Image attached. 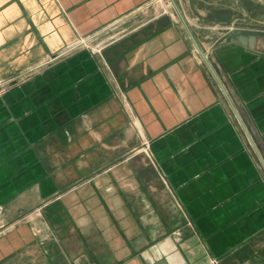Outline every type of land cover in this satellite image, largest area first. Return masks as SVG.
Instances as JSON below:
<instances>
[{
  "label": "crops",
  "instance_id": "0c3cea01",
  "mask_svg": "<svg viewBox=\"0 0 264 264\" xmlns=\"http://www.w3.org/2000/svg\"><path fill=\"white\" fill-rule=\"evenodd\" d=\"M149 1L0 0V82L88 39L0 94V264H183L166 194L185 264H264V35L179 0L239 118Z\"/></svg>",
  "mask_w": 264,
  "mask_h": 264
},
{
  "label": "rangeland",
  "instance_id": "374dc122",
  "mask_svg": "<svg viewBox=\"0 0 264 264\" xmlns=\"http://www.w3.org/2000/svg\"><path fill=\"white\" fill-rule=\"evenodd\" d=\"M185 2L189 7L199 9L203 14L209 12L215 22H230L232 24L230 27L231 31L237 32L244 30L243 32L251 31V33H254L252 31L254 30L258 34L264 35V0H185ZM249 11L252 12L251 15L248 13ZM61 59L53 61L44 67L32 70L20 80H11L14 76L19 75L20 72L12 75L5 81L0 82V94H3L8 89L29 80L34 71L51 66L52 64L61 61ZM163 212L165 213L166 219L165 240H168V242L170 241L172 246L176 245L178 249H181V253L183 254L182 263L185 264V261L190 257H192V259L197 258L200 261L202 256L200 253L193 251V253L190 254V244H188L189 241L186 237V230L188 228L183 224V221H179V210L174 202L169 199L168 194L165 195ZM152 224H154L156 228H160L161 231L164 230L162 223L155 222L151 223V225Z\"/></svg>",
  "mask_w": 264,
  "mask_h": 264
},
{
  "label": "built area",
  "instance_id": "2783aa9c",
  "mask_svg": "<svg viewBox=\"0 0 264 264\" xmlns=\"http://www.w3.org/2000/svg\"><path fill=\"white\" fill-rule=\"evenodd\" d=\"M176 1H177L178 6H180L181 5L180 1L179 0H176ZM149 7L158 9V11L155 15L173 14V6H172L170 0H150L148 4H146L144 7H141L138 11L146 14ZM87 42H88V39H79V40L75 41L74 43L63 48L61 51L56 53L54 56L46 57L34 69H38V68L44 67L46 65H49L51 62L57 61V60L63 58L64 56L72 53L73 51H75L77 49L87 47ZM34 69H32V70H34ZM32 70L20 72L19 75L14 76L11 80L12 81H13V79L14 80L15 79L20 80V79H22L23 76H25L26 74H28ZM2 87H4V86H2ZM258 157L263 162V156L258 154Z\"/></svg>",
  "mask_w": 264,
  "mask_h": 264
},
{
  "label": "water",
  "instance_id": "95a60500",
  "mask_svg": "<svg viewBox=\"0 0 264 264\" xmlns=\"http://www.w3.org/2000/svg\"><path fill=\"white\" fill-rule=\"evenodd\" d=\"M170 2H171V4H172L174 10L176 11L177 15L179 16L180 20H181L182 23L184 24L186 30L188 31V34H189L191 40H192L193 43H194V46H195V49H196L197 53L200 55V57L202 58V60H203L204 63L206 64V66H207V68L209 69L210 73L212 74L214 80L216 81V83L218 84V86H219L220 89L222 90V92H223L225 98H226L227 101L229 102L231 108L233 109V111L235 112V114L237 115V117H239V115L237 114V111H236L235 106H234L233 103L231 102V100H230V98H229V96H228V94H227V92H226V90H225V87H224V85L222 84V82H221V80H220V77H219L218 73L216 72L215 67H214L213 65H211V63L209 62V60L206 59V57L204 56V54H203V52L201 51L200 47H199L198 44L196 43V41H195L193 35H192L191 32L189 31V29H188V27H187V24H186V21H185L183 15H182V13H181V11H180V9H179L178 4L176 3L175 0H170ZM239 118H240V117H239ZM243 127H244V129L246 130V132L248 133V135L251 137L250 140H251L252 144L254 145V142H253L254 140L252 139V138H254L252 130L249 128L248 125H246V126L243 125ZM263 167H264V163H263Z\"/></svg>",
  "mask_w": 264,
  "mask_h": 264
}]
</instances>
